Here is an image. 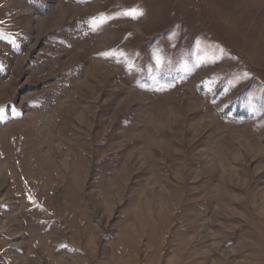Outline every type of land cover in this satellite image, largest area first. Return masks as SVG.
<instances>
[{"label": "rangeland", "instance_id": "374dc122", "mask_svg": "<svg viewBox=\"0 0 264 264\" xmlns=\"http://www.w3.org/2000/svg\"><path fill=\"white\" fill-rule=\"evenodd\" d=\"M0 264H264V0H0Z\"/></svg>", "mask_w": 264, "mask_h": 264}, {"label": "snow or ice", "instance_id": "6c2138e0", "mask_svg": "<svg viewBox=\"0 0 264 264\" xmlns=\"http://www.w3.org/2000/svg\"><path fill=\"white\" fill-rule=\"evenodd\" d=\"M126 15H130L133 19H136L138 17H141L144 15L143 12H140V11H133V12H130V13H125Z\"/></svg>", "mask_w": 264, "mask_h": 264}]
</instances>
